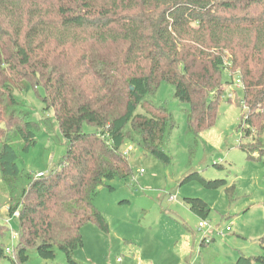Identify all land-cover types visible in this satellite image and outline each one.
<instances>
[{
  "label": "trees",
  "instance_id": "trees-1",
  "mask_svg": "<svg viewBox=\"0 0 264 264\" xmlns=\"http://www.w3.org/2000/svg\"><path fill=\"white\" fill-rule=\"evenodd\" d=\"M224 71H238L245 105L239 128L253 141L239 148L254 159L252 153L264 154L253 145L264 144V0H0V179L7 215L18 211L11 255L0 224V264H26L31 250L47 264H55L59 250L74 264L82 228L108 230L94 206L98 189L132 177L121 151L126 139L170 163L165 149L175 122L164 107H147L146 98L164 82L188 105L192 150L217 118L221 85L233 84ZM38 87L65 145L42 176L19 164L20 153L37 144L39 128L14 95ZM191 180L229 189L198 173L183 183ZM183 202L207 220L205 201ZM259 244L264 249V233ZM236 264H264V256H239Z\"/></svg>",
  "mask_w": 264,
  "mask_h": 264
},
{
  "label": "rangeland",
  "instance_id": "rangeland-1",
  "mask_svg": "<svg viewBox=\"0 0 264 264\" xmlns=\"http://www.w3.org/2000/svg\"><path fill=\"white\" fill-rule=\"evenodd\" d=\"M236 72H223V80H233V84L221 85L217 118L196 137L192 150L193 140L186 134L188 105L175 100L172 87L164 82L146 98L147 107H164L175 122L165 149L170 163L163 165L126 139L121 151L131 148L126 156L132 177L114 179L98 189L94 206L103 215L108 230L102 232L94 224H86L81 230L83 246L73 255L74 264H236L239 256H264L259 244L264 233V154L254 152V159H247L239 148L253 141L252 137L246 139L239 128L245 105L242 89L237 88L240 80ZM14 95L39 128L37 144L27 153H20L19 164L35 176L45 175L64 154V139L52 110L44 111L41 87L27 93L16 91ZM83 131L89 133L92 128L84 125ZM253 145L264 153V144ZM193 173L205 181L224 180L229 189H208L196 180L183 183ZM1 187L0 179V224L6 225L7 235L9 232L3 248L11 245V232L16 234L15 247L18 222L7 215L8 202ZM169 197L175 200L169 202ZM184 198L201 199L209 205L206 221L211 231H197L200 220L184 204ZM55 254V264H71L61 251ZM28 256L26 264L49 263L35 250ZM118 258L121 263L116 261Z\"/></svg>",
  "mask_w": 264,
  "mask_h": 264
},
{
  "label": "built area",
  "instance_id": "built-area-1",
  "mask_svg": "<svg viewBox=\"0 0 264 264\" xmlns=\"http://www.w3.org/2000/svg\"><path fill=\"white\" fill-rule=\"evenodd\" d=\"M241 85H242V84H241V82L239 81V84H237V88L242 87ZM130 150H131V148L127 149L126 152L123 153V154H124V155H127L128 152H129ZM139 173L142 174L143 171L141 170ZM42 175H43V173H37V174H36V176H42ZM174 200H175L174 197H169V199H168L169 202H172V201H174ZM13 217H15V218L18 217V211H15V212H14ZM6 223L9 225V220L6 221ZM205 230H209V231H211V230H210L209 223H208L207 221L200 220V221L198 222V224H197V231L200 232V233H203ZM15 239H16V234H15L14 232H11V233H10V242H11V245H10L9 247H6V248H5V253H6L7 255H11V254H12V250H13V246H14V241H15ZM204 239H205V237H204ZM116 261H117L118 263H121L122 259L118 258V259H116Z\"/></svg>",
  "mask_w": 264,
  "mask_h": 264
},
{
  "label": "crops",
  "instance_id": "crops-1",
  "mask_svg": "<svg viewBox=\"0 0 264 264\" xmlns=\"http://www.w3.org/2000/svg\"><path fill=\"white\" fill-rule=\"evenodd\" d=\"M202 239H204V237Z\"/></svg>",
  "mask_w": 264,
  "mask_h": 264
}]
</instances>
